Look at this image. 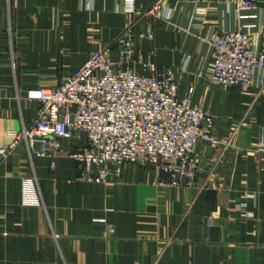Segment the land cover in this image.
<instances>
[{
  "label": "crops",
  "instance_id": "1",
  "mask_svg": "<svg viewBox=\"0 0 264 264\" xmlns=\"http://www.w3.org/2000/svg\"><path fill=\"white\" fill-rule=\"evenodd\" d=\"M242 1L163 0L173 10L167 22L116 12L117 0H0V148L37 117L40 102L26 90L59 85L132 23L154 32L137 42L136 57L171 67L179 96L214 115L216 135L232 140L223 158L199 143L197 182L177 187L135 163L105 182L82 180L68 152L85 146V135L63 140L55 158L30 157L18 144L0 155V264H264V84L211 85L204 39L209 26H244L264 50V0L237 15ZM136 2L141 11L154 0ZM196 8L207 12L196 17ZM32 178L38 206L21 199Z\"/></svg>",
  "mask_w": 264,
  "mask_h": 264
},
{
  "label": "built area",
  "instance_id": "2",
  "mask_svg": "<svg viewBox=\"0 0 264 264\" xmlns=\"http://www.w3.org/2000/svg\"><path fill=\"white\" fill-rule=\"evenodd\" d=\"M255 5L254 0H243L235 13L240 15L243 8ZM115 11L140 12L167 22L173 17L163 0H154L141 11L136 0H117ZM206 12L196 8L194 15ZM134 25L121 31L114 48L90 53L59 85L26 90L27 100L40 102L37 117L13 133L12 144L0 148V155L6 158L12 148L24 143L30 157L55 158L63 151V140L85 135L86 145L68 152L78 162L82 180L105 182L122 164L135 163L163 175L159 182L172 187L196 184L199 143L218 150L223 158L232 140L216 135L214 115L179 96L171 67L136 57L137 42L153 38L154 32L151 26L135 31ZM204 39L212 48L211 85L247 90L264 84V50L252 44L244 26L225 30L209 26ZM21 199L25 205L43 203L36 178L24 180Z\"/></svg>",
  "mask_w": 264,
  "mask_h": 264
},
{
  "label": "rangeland",
  "instance_id": "3",
  "mask_svg": "<svg viewBox=\"0 0 264 264\" xmlns=\"http://www.w3.org/2000/svg\"><path fill=\"white\" fill-rule=\"evenodd\" d=\"M237 88H239V87H237Z\"/></svg>",
  "mask_w": 264,
  "mask_h": 264
}]
</instances>
